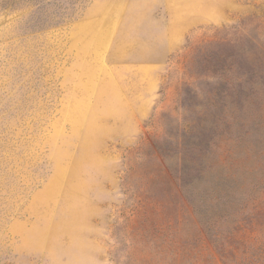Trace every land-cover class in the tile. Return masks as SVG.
I'll list each match as a JSON object with an SVG mask.
<instances>
[{
    "label": "rangeland",
    "instance_id": "374dc122",
    "mask_svg": "<svg viewBox=\"0 0 264 264\" xmlns=\"http://www.w3.org/2000/svg\"><path fill=\"white\" fill-rule=\"evenodd\" d=\"M0 264H264V0H0Z\"/></svg>",
    "mask_w": 264,
    "mask_h": 264
},
{
    "label": "crops",
    "instance_id": "0c3cea01",
    "mask_svg": "<svg viewBox=\"0 0 264 264\" xmlns=\"http://www.w3.org/2000/svg\"><path fill=\"white\" fill-rule=\"evenodd\" d=\"M173 1H176V0H173ZM185 1H187V2H190V1L195 2V1H197V0H185ZM218 1H219V0H218Z\"/></svg>",
    "mask_w": 264,
    "mask_h": 264
}]
</instances>
